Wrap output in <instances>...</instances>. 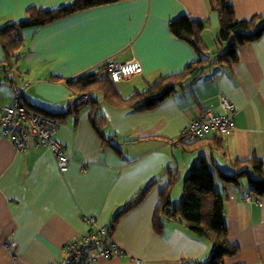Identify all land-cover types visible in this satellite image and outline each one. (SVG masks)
<instances>
[{"label":"crops","instance_id":"0c3cea01","mask_svg":"<svg viewBox=\"0 0 264 264\" xmlns=\"http://www.w3.org/2000/svg\"><path fill=\"white\" fill-rule=\"evenodd\" d=\"M75 1L0 0V27L23 21L30 7L56 10ZM231 3L239 20L264 14V0ZM180 16L204 23L202 40L213 56L219 19L208 0H124L23 29L24 47L15 69L0 70V108L13 103L12 86L24 85V106L64 113L72 95L52 76L73 79L94 73L108 59L141 65L142 73L113 84L121 97L146 90L197 58L190 44L170 32L169 22ZM237 56L230 66L214 65L175 87L152 110L117 108L95 93L98 112L106 121L103 138L92 126L88 105L68 115L56 133L69 157L66 176L58 172L49 150L30 143L18 152L0 137V264L59 263L64 245L90 230L84 217H95L97 226L108 227L113 215L152 181L146 197L114 230L112 241L122 256L100 257L92 264H189L206 258L208 241L196 238L179 220L164 222L157 233L153 218L172 176L178 181L170 190L171 203L181 200L183 178L200 155L210 168L228 175L234 173L232 161L253 156L264 168V35L240 47ZM3 58L0 48V62ZM220 95L234 105L233 128L204 139L214 143L216 136L224 152L204 140L197 145L187 139L177 142L205 108L220 112ZM214 184L224 203L228 241L239 249L224 264H264V199L251 198L246 180L236 186L216 178Z\"/></svg>","mask_w":264,"mask_h":264},{"label":"trees","instance_id":"16d2710c","mask_svg":"<svg viewBox=\"0 0 264 264\" xmlns=\"http://www.w3.org/2000/svg\"><path fill=\"white\" fill-rule=\"evenodd\" d=\"M124 0H76L72 5L56 10H43L30 7L26 10V17L20 22H9L0 27V48L3 60L0 70L10 72L15 69L19 60V51L24 47V40L20 33L25 28L41 27L66 18L78 12L96 8L102 5L115 4ZM210 7L217 13L219 19L215 41L217 52L212 56L202 40L204 23L187 16H180L169 22L170 32L182 41L187 42L194 49L197 58L188 64L181 72L160 77L149 84L144 91H135L130 97L123 98L100 71L81 74L73 79H63L52 76L54 81L63 83L72 95V102L66 112L51 114L40 109L25 107L48 118L65 122L68 115L79 113L87 105L91 109V123L98 135L103 138L102 129L106 121L98 112V101L94 94L100 92L102 98L117 108H128L133 112L152 110L167 97L172 95L175 87H181L197 79L204 70L214 66H230L238 60L240 47L257 41L264 35V14H256L246 20L236 18L231 0H208ZM83 97L87 101H83ZM182 136L177 142L183 141ZM215 142L207 144L205 139L192 142L197 145L205 142L213 150L224 152L221 141L214 136ZM213 143L214 147H211ZM233 174L228 175L214 170L207 164L205 156L200 155L189 173L182 181V197L179 203L172 205L170 190L178 181L176 177L170 179L168 185L160 193V203L153 218V228L161 233L164 222L179 220L198 239L206 240L211 249L206 258L200 261H189V264H224L226 258L238 255L239 249L228 241L227 228L224 223L223 199L215 190L216 178L227 184L239 186L246 180L249 195L256 200L264 199V168L262 161L253 156L249 160H235L231 163ZM169 169L166 170L168 173ZM170 174V173H169ZM155 181L139 190L112 217L110 225L106 227V237L99 246L91 249L99 250L110 247L114 230L118 221L128 212L137 207L146 197ZM80 240V239H79ZM76 240L75 242H78Z\"/></svg>","mask_w":264,"mask_h":264},{"label":"built area","instance_id":"2783aa9c","mask_svg":"<svg viewBox=\"0 0 264 264\" xmlns=\"http://www.w3.org/2000/svg\"><path fill=\"white\" fill-rule=\"evenodd\" d=\"M140 73L142 68L136 60L118 63L108 59L100 67V74L112 84ZM12 91L13 103L0 108V137L7 138L18 152H24L30 143L36 148L49 150L55 159L58 172L61 176H66L69 171V157L56 139L60 122L33 112L23 105L21 99L25 91L24 85H14ZM219 109V113H214L211 108H205L199 119L190 122L181 136L195 142L211 134H228L233 128L236 112L234 105L225 95H220ZM245 199L249 201L250 196ZM84 221L90 226V230L78 242L72 241L64 245V257L57 264H92L100 257L122 256V251L113 241L108 248L91 249L92 246L103 243L107 231L105 227L97 226L95 217H84Z\"/></svg>","mask_w":264,"mask_h":264},{"label":"rangeland","instance_id":"374dc122","mask_svg":"<svg viewBox=\"0 0 264 264\" xmlns=\"http://www.w3.org/2000/svg\"><path fill=\"white\" fill-rule=\"evenodd\" d=\"M83 101H87V98L86 99H84V97H83ZM180 184H181V182H180ZM175 185H177V183L175 184ZM177 203H179V201L177 202ZM177 203H175V204H177Z\"/></svg>","mask_w":264,"mask_h":264}]
</instances>
